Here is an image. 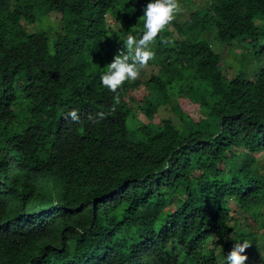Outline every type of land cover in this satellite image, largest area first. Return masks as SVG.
Segmentation results:
<instances>
[{"label":"trees","instance_id":"1","mask_svg":"<svg viewBox=\"0 0 264 264\" xmlns=\"http://www.w3.org/2000/svg\"><path fill=\"white\" fill-rule=\"evenodd\" d=\"M147 2L0 0V264H226L236 241L264 264V0H178L158 72L112 91ZM211 37L244 52L230 78Z\"/></svg>","mask_w":264,"mask_h":264},{"label":"clouds","instance_id":"2","mask_svg":"<svg viewBox=\"0 0 264 264\" xmlns=\"http://www.w3.org/2000/svg\"><path fill=\"white\" fill-rule=\"evenodd\" d=\"M179 9L178 0H148L143 8L142 34L139 38L132 34L127 35L126 40L123 41V49L114 55L112 61L106 64L101 73V83L108 89L116 91L125 80L135 79L138 76L139 66L146 65L155 56V52L149 47L150 43L154 41L161 29L175 18V13ZM69 115L72 119H79L75 109L71 110ZM248 245L247 241H236L224 257L226 264H244L248 258L244 249Z\"/></svg>","mask_w":264,"mask_h":264},{"label":"rangeland","instance_id":"3","mask_svg":"<svg viewBox=\"0 0 264 264\" xmlns=\"http://www.w3.org/2000/svg\"><path fill=\"white\" fill-rule=\"evenodd\" d=\"M183 14H184L183 16H180L179 14L177 16L176 14V16L178 17L177 19L178 21L183 22L186 19L185 15H187V13L183 12ZM52 17L55 18L56 16L52 15ZM55 23H54V26L56 25ZM107 23H108L109 30L113 33L115 39L119 41V39L122 40L123 38L126 37L127 34L123 32L121 26L114 19L109 18L107 20ZM29 30H31V28H29ZM210 45L215 52L220 54L221 64L224 69V74L227 76V78H230L233 75H235L238 72V70L242 67L239 57L241 55H244V52H241V50L238 47L231 48L228 45H221L213 37L210 38ZM248 66L250 67V69L255 68L253 64L251 63H249ZM157 72H158V66L153 62V59H150L149 64L143 65L140 68L138 72V76L136 78L139 80H148L152 73L156 74ZM158 115L161 118H167V119L172 120V122H174L175 124H179L178 118L173 113L169 105L160 106L158 108ZM136 118L140 122H143V123L147 122L145 117L138 112L136 113ZM229 206L231 208L232 220H235V221L238 220L239 222L243 224V215L239 211H236L237 208L235 204L231 202ZM260 233L264 234V230L261 231ZM211 241L212 242L217 241V237L216 236L211 237ZM220 245H222V242H219L217 246H220Z\"/></svg>","mask_w":264,"mask_h":264}]
</instances>
